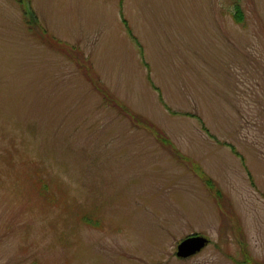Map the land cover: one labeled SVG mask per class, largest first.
<instances>
[{
	"label": "rangeland",
	"instance_id": "rangeland-1",
	"mask_svg": "<svg viewBox=\"0 0 264 264\" xmlns=\"http://www.w3.org/2000/svg\"><path fill=\"white\" fill-rule=\"evenodd\" d=\"M0 264H264V0H0Z\"/></svg>",
	"mask_w": 264,
	"mask_h": 264
},
{
	"label": "water",
	"instance_id": "water-1",
	"mask_svg": "<svg viewBox=\"0 0 264 264\" xmlns=\"http://www.w3.org/2000/svg\"><path fill=\"white\" fill-rule=\"evenodd\" d=\"M207 240L201 236H190L180 242L176 247V255L180 258H188L204 248Z\"/></svg>",
	"mask_w": 264,
	"mask_h": 264
},
{
	"label": "trees",
	"instance_id": "trees-1",
	"mask_svg": "<svg viewBox=\"0 0 264 264\" xmlns=\"http://www.w3.org/2000/svg\"><path fill=\"white\" fill-rule=\"evenodd\" d=\"M21 2H22V0H21ZM29 24V23H28ZM31 24V23H30ZM32 25V24H31ZM206 183H208V181L206 182ZM211 187V186H210ZM219 192V191H218Z\"/></svg>",
	"mask_w": 264,
	"mask_h": 264
}]
</instances>
